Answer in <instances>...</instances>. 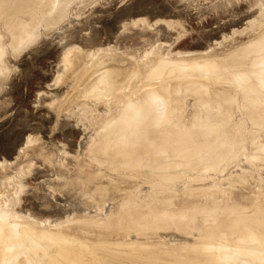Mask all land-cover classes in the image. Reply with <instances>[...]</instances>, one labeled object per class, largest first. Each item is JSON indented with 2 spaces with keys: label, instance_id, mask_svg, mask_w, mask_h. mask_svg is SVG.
Returning <instances> with one entry per match:
<instances>
[{
  "label": "rangeland",
  "instance_id": "1",
  "mask_svg": "<svg viewBox=\"0 0 264 264\" xmlns=\"http://www.w3.org/2000/svg\"><path fill=\"white\" fill-rule=\"evenodd\" d=\"M63 1L64 0H58V2L54 4H59L58 6H60L64 2L70 1L66 2V8L62 6L65 9V13H58V6H54V10L57 11L55 12V16L53 15L54 11L52 12L53 14L49 13L53 10V2L50 3L46 1L43 3L44 7H42L43 4L40 6L42 7V10L39 9L36 13H34V11L29 13L27 12L28 14L20 12L17 16H13L8 12V14H6V11L8 10L5 11V9H7V7L2 10L3 13L0 11V37L2 36L0 41L3 39V42H0L3 49L0 48V50H3V53H6V57L3 55L2 51L0 53L4 56L3 60L5 62L3 61V63L8 65L6 69L9 71L8 72L6 70V73L3 72L5 75L1 73V75H3V79L4 77H7V81L4 79V83L0 76V89H2V87L4 88L0 92V160H2L0 163L8 162L3 164V166H6L4 169L1 168L2 164L0 165V170L2 169V171H0V201H4L1 206L2 208L6 210L10 209V212L7 210L6 213L7 219L12 222H14V219H18V221L16 220L14 222V224L18 223L16 226L28 224L30 227L33 225L31 230L35 229L33 232L36 230L39 231V233L35 232V235L45 233L46 231L49 232L50 230L51 231L49 233H52L51 235H56L60 230V234H66L65 236L68 238L69 236L71 238L73 237L72 239H77L79 242H75V240L72 242L71 240L70 242H72V246H69L70 243L67 242L69 251L72 253L77 251V249L80 250V243L84 241L82 244H86L85 247H87L85 250L82 249L81 253L86 252V250L94 251L93 253L91 252V254H83H87V256H83L84 258L81 257L83 258L82 261L86 258L87 260H96L94 252L100 249V251H96V253L98 252L97 258L100 256L102 259L99 258V260L102 261H99L98 259L93 262L88 261V263L84 261L86 264H113V262H116L117 264H124L125 262L127 264H152V262H155L156 264H162L163 262L164 264H179L180 262L181 264H213L214 262V264H216V259L219 260L218 262H221L222 260V262L218 264H228L226 263L228 260L229 264H250L252 260L251 264H263L264 234H261V232V236L258 235V237H256L257 235H255L254 239L253 237L241 235V227L243 226L244 221L240 224V218L246 216L248 222L252 221L248 224L252 225L251 223H254L256 227L257 220V224H259L258 226L264 229V219L261 220V218L264 217H261V215L264 214V211L262 212V210H264V82L262 80L264 79V0ZM49 4H51V10L47 9L49 11L48 12L46 8L50 7ZM55 7H57V9ZM59 8V10H63L61 6ZM40 11H47L48 15H53L51 17L52 19L49 20L50 17H47L46 12V15L44 14L46 16L45 20L43 19V15L42 18L40 17V22L38 19V17L42 15ZM66 12L67 15L64 17ZM37 13L39 15H37ZM1 14L5 15L1 16ZM9 14L12 15L11 18L9 17ZM29 14L30 16L32 14L35 18L33 16L30 17ZM57 14H62L63 16L59 15V17L63 18L56 17L58 16ZM18 15L21 16H19V19L22 20L21 23L19 19L17 22L21 25L23 24V26L24 24L28 25L27 23H22L23 20L26 22L28 21L29 24L31 22L32 25L30 26L34 29L37 27V29L33 30L30 26L27 28L29 30L32 29V33L38 30V36L36 35L37 33L32 34L31 32L29 33H31L32 36H28L30 34L27 33V35L25 33L28 29L26 31L23 30L25 34L22 33L23 31L21 30L23 26H21V28L18 23L17 24L19 26L16 27L17 24L15 23L16 21L14 18L16 17L15 19H17ZM36 15L38 16L37 18ZM28 16L33 19L27 20ZM56 18L60 20H56ZM6 19L10 20H7L6 23ZM34 19L39 21V25L42 23L41 26L38 27L37 23H33L37 22V20L35 21ZM47 19L49 21H54L55 24H52V22L50 25H47L45 23L48 21ZM12 20L13 22L15 21V29L18 27V29L21 28L20 35L15 34L17 29L14 30L10 27L12 25L9 23H12ZM5 25H7L8 28L10 27L9 30ZM9 31L11 32L9 33ZM17 31L19 33V30ZM23 34L28 37H23ZM16 36H20V38L18 37L19 44L21 40L20 46L16 42L18 40ZM35 36L37 37L35 38ZM13 37L14 39L16 38L15 42ZM33 37L34 40L36 39L35 41H33ZM27 38L31 39V41L28 42ZM24 39L27 43L25 42L23 43L24 45H22ZM255 40L257 41L255 42ZM254 44H257L258 46ZM15 46H19L18 48L21 49H16ZM256 48L257 50L254 54ZM261 52L263 53L261 54ZM112 54V57L116 58L115 61L112 58L109 59ZM103 56L104 59L102 60L101 57ZM69 57L73 58L72 62L74 63L73 65H70L71 68L67 66V63H65L67 61L66 59H69ZM120 59L123 60L121 61ZM162 60H166V62H160ZM95 61L97 64H94ZM168 61L170 62L167 63ZM175 62L177 64L180 62V64L177 65ZM208 62H211L209 63L210 65ZM255 63H258V66H256ZM90 64L91 67H93L94 64V69L90 67ZM168 64L171 68H168ZM160 66L163 70H161ZM213 66L215 68L217 66V69H214ZM115 67H117L116 69H121V71L126 69L129 73L126 72V75L124 73L123 76L125 75L128 77L119 75L120 79L116 78L119 82L112 79L111 81H116L114 83L117 85H111L112 82H110L109 86L111 85V89L109 86L104 87L106 88L105 90L103 88L100 89L92 84V81L98 76V74L100 75L107 70V68H113L112 71H114ZM127 67L131 70L129 71ZM256 67L260 68L258 69ZM67 70L71 72V74ZM252 70H255L256 73L253 71V74ZM112 71L109 70V74ZM67 73L70 74V76L68 75L69 77H65V74ZM61 76H64V78ZM79 77L81 78L79 79ZM254 79L256 80L254 81ZM259 80L262 81L260 82ZM122 83H125L126 85L128 83L130 86L127 85L125 87ZM134 83L136 86H134ZM196 83L198 84L196 85ZM93 86H95V88ZM115 87L118 89V93ZM151 88L155 90H152ZM257 88L259 89L257 90ZM196 91L197 93H195ZM258 91L261 92L260 95ZM96 92H98V96ZM112 92L116 93L113 95ZM256 93L258 94L256 95ZM95 95L97 97H95ZM156 97L163 100V109H165V114L163 113L162 116L159 112L161 105L154 100ZM166 100L167 102H165ZM253 103L256 105H251ZM147 106L149 111L148 108H145ZM130 113L131 115H129ZM254 114L257 115L253 116ZM132 115L133 117H131ZM115 121L116 123H113ZM129 122H134L135 125L133 123V126H131L130 123V130L125 132V134H121V136L119 135L120 137H117V134H119L118 132L121 131H119V128L121 127V129H123L125 127L124 124L126 123L125 125H128ZM120 124H123L122 126L124 127L122 128V126H119ZM141 124L145 131H140ZM182 125L185 126L183 127ZM160 126L162 129L159 128ZM162 126L165 127L163 128ZM185 127L186 129H184ZM177 128L179 133L175 130ZM136 129L138 130L137 133ZM191 129H195L193 132L196 135L190 132ZM168 130L175 131V136L172 134L173 132L171 133ZM212 133L214 135L213 137ZM164 134L166 135L165 137ZM176 134H178V136ZM171 135L173 138L175 137V139H173ZM123 136L124 138H122ZM169 136L171 139H169ZM176 136L178 139H176ZM131 137L134 138L130 139ZM191 137H193V140L194 138L196 140L190 141ZM109 139L112 141L110 140L109 142ZM158 139L160 141H158ZM163 139H166V142L163 141ZM172 139L173 142L175 141L174 144ZM242 140L244 143H242ZM189 141L192 143H189ZM127 142L129 143L128 145ZM112 143L114 147H112ZM105 144L109 145L106 146ZM188 144L189 146L191 144L193 145L188 147ZM197 144L200 145L197 146ZM205 144L208 146H205ZM182 145L184 148L180 150V148L183 147ZM144 147L149 150L147 151L150 155L145 152L146 149ZM200 147L201 150H199ZM210 147L213 149H210ZM96 148L97 150H94ZM115 149L121 150L118 151ZM137 149L142 151H138ZM204 151L206 152L204 153ZM130 152H133L132 155ZM136 152L138 154L140 153V155L136 154ZM191 152L192 155H190ZM91 153L95 155L93 156ZM162 153L164 155H161ZM166 153H168V156H166ZM214 154L217 155L215 156ZM151 155H153V158ZM96 157L98 158V161ZM120 159H122V161H119ZM129 167L130 169H128ZM22 168L26 171H22L23 173L18 172L22 170ZM15 176L17 178H14ZM11 177L13 178L11 179ZM121 180H123V183ZM130 183L133 184L130 185ZM163 184H165V186ZM102 189H104L103 193ZM193 190L195 192H193ZM188 191L190 194H187ZM157 192H159V194ZM191 195L194 198H192ZM122 197L124 198L122 199ZM165 200H170L175 203L173 204L175 208H173V206L171 208L169 207L170 211H172V214L176 219L180 216L179 219L185 222L187 229L184 230L180 228L181 226L179 223H172L169 220V222L167 220L165 221L166 224L164 222L161 226H157L155 230L144 229V231H147L148 233L143 232V234L140 233L141 230L139 228V230L134 227L132 228L134 225L129 226L128 229H122V232L120 231L121 229L116 227L110 228L103 226V223H106L111 218L116 217L115 215H117V217H122L124 216L123 214L127 215L130 220H133L132 218H134V221L136 222V216H134L133 212L137 213L138 210L139 212L146 211V213H154V210H157L155 212V214H157L160 209L161 215L162 212L165 211H161V209H165V207L168 206L166 204L165 207H162L166 203H163ZM235 201L236 203L238 202V206L235 204ZM186 202L189 203L186 205ZM225 203H231V209L235 206V208L237 207L240 212H238V209L237 211H234V208L233 212L237 213L233 214L232 210H230V213L232 212V214H229V209H224L225 211L223 210V205ZM153 204H155L156 207L153 206ZM159 204L161 208H159ZM196 204H198L197 207ZM239 204H241V206H239ZM145 206H147V208H145ZM210 206H216V210L219 206L221 212L224 211L223 216L225 217L227 215L228 218H222L223 213H220L219 209L217 212L214 210L213 214H211L213 207ZM205 208H207L208 213ZM210 208H212V211ZM166 209L167 211L163 213L168 212L170 214L171 212L168 207ZM200 209L201 212L197 214V210ZM255 209L257 211H255ZM180 210L182 211L181 213ZM259 210H261L263 214ZM131 213L133 217H130L132 216ZM184 213L193 214H187V216L189 215L187 217L185 216L186 214L183 216ZM200 213L207 214L203 216L206 219L209 217L212 222L214 218L216 220L218 217L220 223H223V225L219 227L220 231L218 229V232H216L219 234H216L214 238H211L213 240H211V242H209L210 239L205 238V229L208 226L218 225L219 221L214 220L215 222L213 224L216 225H213L208 219V222L211 224L208 225L209 223H207L206 219V222L203 221L204 217L200 216L202 215ZM225 213L227 214L225 215ZM15 214L19 217L17 218L14 216ZM172 214L167 215L170 217ZM208 214L212 216L210 217ZM214 214L219 215H216V217ZM11 215L15 218H12ZM192 215H194L195 220ZM237 215L239 216L240 221L237 220ZM181 216H183L184 219ZM196 216L199 217L196 218ZM220 216L222 220L220 219ZM229 216L230 218L233 217V220L236 216L235 219L237 223L239 222V227H237L236 222H234L236 224L229 223L232 220H228ZM254 216L255 219L253 218ZM90 218H93V222ZM189 218L190 220H193V222H191ZM94 221L99 224L94 226L96 224ZM247 221L245 223H247ZM203 222H205V224L207 223V225L203 224ZM224 223L226 224L225 226L231 224L229 226L230 228H221L224 226ZM99 225H101V229H99ZM22 228H19L17 232H19V230L21 232ZM124 228H127V226ZM225 228L227 232L226 230L224 231ZM231 228H233V230ZM26 229H24L25 231L23 232H28L27 234L31 237L29 239L28 236H26V239H24L25 243L27 240V243L29 244L33 242L37 244L35 246L43 247V242L40 238H43L44 234H42L38 240L39 235L37 237V235L35 236L33 233L29 234L30 229H28V226ZM235 229H237V231H235ZM137 230L138 233H140L138 236ZM5 234L6 232L2 233V236ZM32 235L35 236V239L37 237V240L41 244L32 238ZM55 238L58 239V237H52L51 240H55L54 242L52 241V243L57 244L56 242L58 240ZM5 241L7 242V240ZM132 241L135 242L131 244ZM240 241L243 244H241ZM6 242H3V244L7 245L5 246L2 244V248L8 251L10 246L9 242ZM114 242L115 244L113 245L112 243ZM124 243H127V245ZM203 243L204 246L200 245ZM14 244L17 247L18 244ZM55 244L51 245V247L55 246L52 248H56ZM59 244H61L60 241L57 245ZM129 244H131L130 247L132 251L139 250L142 252L143 250L145 251L152 247V249L154 248V252L148 251L151 253L148 257L143 256L144 252H142V257L137 258V261H129L130 263L128 261L124 262V260L118 259L115 254L109 252L111 247L130 248L128 247ZM31 245H33V249L28 248L26 245V248H28L29 251V256H27L28 252L26 248L22 250V252L26 250L24 251L26 256L25 254H21V251H19L17 256L29 258L31 256L30 253H34L37 250V248L35 250L34 244H30L29 246L31 247ZM180 246L184 249L180 248ZM158 248L162 251V253H166L161 255V252L158 253V251H160ZM203 248L206 249L204 257H208V261L206 260V263H202L204 260L202 258L204 257H201V259L197 258L198 260L196 261V257L193 258L195 255L192 257L189 254V250L195 252L196 249V251H200V249ZM238 248L241 250H238ZM187 249L189 250L187 251ZM233 249H235L237 254L240 251L243 253L246 251L245 254H247V256L242 254V252L237 255ZM228 250L230 252L233 250L232 252L236 255L232 252L230 253ZM89 251L87 252L90 253ZM220 251L223 256L225 253L227 259L221 256L222 254ZM168 252H171V254L169 255ZM212 252L217 253L214 254ZM181 253L185 255L187 253L188 254L185 256L183 254L181 255ZM191 254L194 253L191 252ZM227 254H230V256ZM180 255L183 257L182 260L179 259ZM173 256L177 259H174ZM186 257H188V259ZM231 257L233 259L235 257L237 262L233 261ZM146 258H148L149 261ZM80 259L79 261L81 263L82 261ZM211 259H214V261ZM224 259L225 261H223ZM54 260L55 258H52V262ZM150 260L153 261L151 262ZM17 261L19 262L16 257L13 263L15 264ZM84 262L82 263L84 264Z\"/></svg>",
  "mask_w": 264,
  "mask_h": 264
},
{
  "label": "bare ground",
  "instance_id": "2",
  "mask_svg": "<svg viewBox=\"0 0 264 264\" xmlns=\"http://www.w3.org/2000/svg\"><path fill=\"white\" fill-rule=\"evenodd\" d=\"M45 1H46V2H50V3L53 2V7H52L53 10H51V4H49L50 7L46 8V10H47V9H48V10H51L50 12L47 10L49 13H52V12L54 11V12H53L54 14H53V13H52V14L55 16V15H56L55 12H57V11L54 10V6H58L59 4H58V5H55L54 3L58 2V0H57V1H56V0H54V1H53V0H34V1H33V0H11V1H10V0H0V11H2L3 9H5V7H7V9H5V11L8 10V11H6V14L11 13L13 16H17V14L20 13V12L24 14V13H27V12L29 13V12L34 11V13H36L37 10H39V9L42 10V7H44V4H43V3H44ZM55 1H56V2H55ZM61 1H62V0H61ZM64 1H66V0H64ZM64 1H63V2H64ZM66 2H70V1H66ZM66 2H64V3H62V4L60 5L61 8H63V7L66 8V7H67V6H65V5L67 4ZM59 3H60V2H59ZM42 4H43V5H42ZM41 5H42V7H40ZM60 6H58V13H62V14L65 13V9H64V8H63V10L61 9L62 11L59 10V9H60V8H59ZM62 6H63V7H62ZM55 8L57 9V7H55ZM43 9H44V8H43ZM44 10H45V9H44ZM47 11H46V12H47ZM60 11H61V12H60ZM7 12H8V13H7ZM40 12H41V11H40ZM40 12H38V13H40ZM46 12H45V11H44V12H41L42 15L39 16V17L37 16V15H39V14L37 13L36 18L38 17V19H39V21H40V19L42 18V16H43ZM48 12L46 13V14H47V17L49 16V17H50L49 20H51V19H52L51 17H52L53 15H52V16H50L51 14L48 15ZM1 13H3V11H2ZM4 13H5V12H4ZM28 13H27V14H28ZM34 13H32V14L35 15ZM41 13H40V14H41ZM11 14H9V17H10V18H11V16H12ZM32 14H31V16H30V14H29V16L32 17V16H33ZM46 14H45V15H46ZM62 14H59V15H60V16H63ZM2 15H3V14H1V16H2ZM4 15H5V14H4ZM4 15H3V16H4ZM25 15H26V14H25ZM45 15H44V18H43L44 20H45V17H46ZM57 15H58V14H57ZM59 15L56 16V17H59ZM65 15H67V12H66V14H64V17H65ZM7 16H8V15H7ZM7 16H5V17H7ZM19 16H20V15H18V18H17V19H15L16 17L14 18V20L16 21V22H15V21H14V22H15L16 24H17V23H18V24L21 23V20H22V19L20 20L19 18H20L21 16H20V17H19ZM29 16H28V19H27V20L33 19V18H30ZM25 17H26V16H25ZM25 17H23V18L26 19L27 17H26V18H25ZM33 17L35 18V16H33ZM40 17H41V18H40ZM54 18H55V17H54ZM59 18H63V17H59ZM18 19H19L20 23L17 22ZM43 19H42V20H43ZM7 20H8V19H6L5 22H6ZM9 20H10V19H9ZM9 20H8V21H9ZM34 20H35V19H34ZM34 20H33V21H34ZM36 20H37V19H36ZM36 20H35V21H36ZM47 20H48V19H47ZM49 20H48L47 22H45V21H44V22H45L47 25H50L52 22H53L52 24H55L54 21H49ZM53 20H54V19H53ZM56 20H60V19H57V18H56ZM39 21L37 20V22H33V23H35V24L37 23V24H38ZM138 21H139V20H138ZM14 22H13V20H12V23H14ZM23 22H24V23H27L28 25L24 24V26H23V24H22V25L20 24V27L23 26V28L21 27L22 30H21V28L18 29L19 27L16 28L17 30H19V33H18V31L14 28V27H15V26H14L15 23H14V24H12L11 22H10V23L8 22V23H9L10 25L13 26V27L10 26L12 29L16 30V33H15V34H19V35H20V32H21V31H23V30L26 31V30L28 29L27 27L30 26V25H32L30 21H29L30 24L28 23V21L26 22L25 20H23L22 23H23ZM40 22H41V21H40ZM42 22H43V21H42ZM56 22H57V21H56ZM6 23H7V22H6ZM4 24H5V23H4ZM18 24L16 25V27L19 26ZM41 24H42V23H41ZM41 24H40V25L38 24V27L41 26ZM7 25H8V24H7ZM7 25H5V26L7 27ZM43 25H44V24H43ZM0 26H1V25H0ZM35 26H36V25H35ZM10 27H9V28H10ZM31 27H32V26H30V28H31ZM9 28L7 27L8 30H9ZM12 29H10V30H12ZM32 29L35 30V29H37V27H35V29L32 27ZM32 29H30V30L28 29L29 31L27 30L28 32L26 31L25 33L27 34V33L31 32ZM14 30H12V31L15 32ZM20 30H21V31H20ZM33 30H32V31H33ZM7 32H8V31H7ZM10 32H11V31H9V33H10ZM37 32H38V30L34 31L33 33L31 32V33H32V34H35V33H37ZM22 33H24V31H23ZM25 33H24V34H25ZM31 33H29L30 35H28V34H27V35L31 37V36H32ZM13 34H14V33H13ZM15 34H14V35H15ZM24 34H23V37L27 36V35H24ZM36 35L38 36V33H37ZM28 36H27V37H28ZM33 36H34V35H33ZM37 36H35V38H36ZM261 36H262V35H261ZM1 37H2V36H1ZM1 37H0V38H1ZM16 37H17V36H16ZM18 37L20 38V36H18ZM18 37H17V38H18ZM3 38H4V36H3ZM19 38H18V40L16 41L18 44H19V42H18V41H19ZM13 39H14V37H13ZM21 39H22V37H21ZM2 40H3V39H1V41H2ZM15 40H16V38L14 39V42H15ZM35 40H36V39H35ZM35 40H34V37H33V41H35ZM1 41H0V42H1ZM9 41H10V40H9ZM23 41H24V42H22V45H24L23 43H25V42L27 43V41H28V42L31 41V39H28V38H27V41H26L25 39H24ZM256 41H257V40H255V42H256ZM2 42H3V41H2ZM255 42H254V43H255ZM9 43H10V42H9ZM17 43H16V44H17ZM18 44H17V45H18ZM20 44H21V40H20ZM20 44H19V46H20ZM250 44H252V43H250ZM1 45H2V44H0V46H1ZM29 45H30V44H29ZM248 45H249V44H248ZM252 45H253V44H252ZM254 45H257V44H254ZM19 46H17V47L15 46L16 49H17ZM250 46H251V45H250ZM257 46H258V45H257ZM259 46H260V45H259ZM25 47H26V46H25ZM262 47H263V46H262ZM0 48L3 49L2 46H1ZM247 48H248V47H247ZM18 49H21V48H18ZM245 49H246V48H245ZM6 50H7V49H6ZM6 50H5V51H6ZM107 50H108V49H107ZM256 50H257V48L255 49V51L253 50V51H254V54H255ZM1 51H2V53L4 52L3 50H0V52H1ZM18 51H19V50H18ZM67 51H68V50H67ZM101 51H102V50H101ZM108 51H109V50H108ZM6 52H7V51H6ZM79 52H80V51H79ZM69 53H70V52H69ZM80 53H82V52H80ZM98 53H99V52H98ZM101 53H102V52H101ZM206 53H207V52H206ZM245 53H246V52H245ZM250 53H251V52H250ZM262 53H263V52H261V54H262ZM5 54H6V53H3V55L6 57ZM88 54H89V53H88ZM92 54H93V52H92ZM92 54H91V55H92ZM186 54H187V53H186ZM189 54H190V53H189ZM191 54H192V53H191ZM247 54H248V53H247ZM3 55L0 53V60H1V61H0V76H1V80L3 79V78H2L3 75H1V73H3V72L6 73V72L8 71V70L6 69L8 65H6V64L3 63V61H4V60H3V59H4V58H3V57H4ZM85 55H86V54H85ZM100 55H101V54H100ZM102 55H103V53H102ZM105 55H106V54H105ZM107 55H108V54H107ZM180 55H181V54H180ZM245 55H246V54H245ZM250 55H252V54H250ZM65 56H66V55H65ZM67 56H68V55H67ZM92 56H93V55H92ZM112 56H113V54L111 55V57H109V59L112 58V59L115 61L116 58H115V57H112ZM256 56H258V55H256ZM86 57H87V56H86ZM94 57H95V56H94ZM98 57H99V56H98ZM105 57H108V56H105ZM63 58H64V57H63ZM76 58H78V57H76ZM92 58H93V57H92ZM99 58H100V57H99ZM182 58H183V57H182ZM193 58H194V57H193ZM101 59L103 60V59H104V56L101 57ZM109 59H108V60H109ZM177 59H178V58H177ZM195 59H196V58H195ZM64 60H65V59H64ZM66 60H67V61H66L65 63H67V66H68V67H70V65H73V64H74V63L72 62L73 58L69 57V59L67 58ZM113 60H112V61H113ZM120 60L122 61L123 59H120ZM160 60H161V59H160ZM92 61H93V60H92ZM99 61H100V60H99ZM134 61H135V60H134ZM163 61H164V60H162V61H160V62H163ZM4 62H5V61H4ZM124 62H125V61H124ZM124 62H123V63H124ZM160 62H159V63H160ZM164 62H166V60H165ZM169 62H170V61H168L167 63H169ZM171 62H173V61H171ZM206 62H207V61H206ZM211 62H212V61H211ZM211 62H208V64L211 63ZM253 62H254V61H253ZM257 62H258V61H257ZM88 63H89V62H88ZM98 63H99V62H98ZM175 63H176V62H175ZM212 63H213V62H212ZM251 63H252V62H251ZM7 64H8V63H7ZM91 64H92V63H91ZM91 64H90V67H91ZM94 64H97V62L95 61ZM94 64H93V67H95ZM170 64H173V63H170ZM176 64H177V63H176ZM179 64H180V62H179L177 65H179ZM182 64H183V63H182ZM188 64H189V62H188ZM190 64H193V63H190ZM201 64H202V63H201ZM206 64H207V63H206ZM216 64H217V63H216ZM255 64H256V63H255ZM255 64H254V65H255ZM259 64H260V63H259ZM5 65H6V67H5ZM88 65H89V64H88ZM209 65H210V64H209ZM254 65H253V66H254ZM86 66H87V65H86ZM132 66H133V65H132ZM168 66H169V64H168ZM223 66H225V65H223ZM250 66H251V65H250ZM256 66H258V63L256 64ZM93 67H91V68H93ZM111 67H112V66H111ZM156 67H157V66H156ZM160 67H161V66H160ZM160 67H158V68H160ZM162 67H163V65H162ZM162 67H161V70H163ZM164 67H165V66H164ZM192 67H193V66H192ZM201 67H202V66H201ZM201 67H200V68H201ZM254 67H255V66H254ZM254 67H253V69H254ZM9 68H10V67H9ZM9 68H8V69H9ZM70 68H71V67H70ZM74 68H75V67H74ZM88 68H89V67H88ZM116 68H117V67L114 68V71H112L113 68H111V69H108V68H107L108 72H107V70H105V71H104L103 73H101L100 75L98 74V76H97L94 80H93L92 78H90V79H92V80L94 81V83H93V81H92V84L95 85L96 87L100 88V89L103 88V89L105 90L106 88H104V87L109 86V83L112 82V81H111L112 79L117 80V82H119L118 79H116V78H119V75H120V76H123L124 73H125V75H126V72H127V71H126V69H123V70L121 71V69H116ZM127 68H128V67H127ZM130 68H131V66H130ZM132 68H134V67H132ZM168 68H171V67L169 66ZM207 68H208V67H207ZM213 68H214V69H217V66H216V68L213 66ZM256 68L259 69L260 67H256ZM67 69H69V68H67ZM77 69H78V68H77ZM81 69H82V67H81ZM84 69H86V68H84ZM93 69H94V68H93ZM115 69H116V70H115ZM128 69H129V68H128ZM154 69H155V68H154ZM165 69H166V68H165ZM165 69H164V70H165ZM189 69H190V68H189ZM208 69H209V68H208ZM218 69H219V68H218ZM223 69H224V68H223ZM251 69H252V68H251ZM4 70H5V71H4ZM6 70H7V71H6ZM11 70H12V69H11ZM11 70H10V71H11ZM71 70H72V69H71ZM71 70H70V71H71ZM79 70H80V68H79ZM88 70H89V69H88ZM109 70L112 71V72H110V74H109ZM124 70H125V71H124ZM130 70H131V69H129V71H130ZM161 70H160V71H161ZM184 70H185V69H184ZM204 70H205V69H204ZM212 70H213V69H212ZM256 70H257V69H256ZM260 70H261V69H260ZM65 71H66V70H65ZM67 71H68V70H67ZM72 71H73V70H72ZM77 71H78V70H77ZM123 71H124V72H123ZM160 71H159V73H160ZM179 71H180V70H179ZM215 71H216V70H215ZM253 71H255V70H252V73H253ZM8 72H9V71H8ZM68 72H69V71H68ZM75 72H76V71H75ZM75 72H74V73H75ZM97 72H98V71H97ZM100 72H101V71H100ZM163 72H164V71H163ZM216 72H217V71H216ZM223 72H224V71H223ZM232 72H233V71H232ZM258 72H259V70H258ZM263 72H264V71H263ZM69 73L71 74V72H69ZM80 73H81V72H80ZM85 73H86V70H85ZM127 73H129V72H127ZM165 73H166V72H165ZM239 73H240V72H239ZM255 73H256V71H255ZM3 74H4V73H3ZM62 74H63V73H62ZM70 74H68V73L65 74V77L68 76V75L70 76ZM83 74H84V73H83ZM87 74H88V72H87ZM163 74H164V73H163ZM194 74H195V73H194ZM211 74H212V73H211ZM211 74H210V75H211ZM218 74H219V73H218ZM221 74H222V72H221ZM236 74H237V73H236ZM248 74H249V73H248ZM250 74H251V73H250ZM253 74H254V73H253ZM4 75H5V74H4ZM6 75H8V74H6ZM75 75H76V74H75ZM75 75H74V76H75ZM80 75H81V74H80ZM95 75H96V74H95ZM125 75H124L123 77H128V76H125ZM127 75H128V74H127ZM129 75H131V74H129ZM179 75H181V74H179ZM183 75H184V74H183ZM197 75H198V74H197ZM197 75H196V76H197ZM210 75H209V76H210ZM69 76H68V77H69ZM77 76H78V75H77ZM82 76H83V75H82ZM165 76H166V75H165ZM176 76H177V75H176ZM218 76H219V75H218ZM228 76H229V75H228ZM246 76H247V75H246ZM255 76H258V75H255ZM263 76H264V75H263ZM61 77L64 78V76H61ZM83 77H84V76H83ZM86 77H87V76H86ZM94 77H95V76H94ZM194 77H195V76H194ZM207 77H208V76H207ZM223 77H224V76H223ZM239 77H240V75H239ZM260 77H262V76H260ZM63 78H62V80H63ZM70 78H71V77H70ZM72 78H73V77H72ZM76 78H78V77H76ZM76 78H75V79H76ZM80 78H81V77H79V79H80ZM131 78H132V77H131ZM131 78H130V79H131ZM179 78H180V77H179ZM182 78H183V76H182ZM195 78H196V77H195ZM205 78H206V77H205ZM243 78H245V77H243ZM254 78H256V77H254ZM258 78H259V77H258ZM258 78H257V79H258ZM262 78H263V77H262ZM4 79L6 80L7 77H6V78L4 77ZM4 79H3V83L5 82ZM75 79H74V80H75ZM119 79H120V78H119ZM121 79H122V78H121ZM192 79H193V78H192ZM207 79H208V78H207ZM59 80H60V79H59ZM59 80H58V81H59ZM114 80H113V82H112L113 84L111 83V85H114V84H115L114 82H116V81H114ZM125 80H126V79H125ZM193 80H194V79H193ZM226 80H227V79H226ZM233 80H234V79H233ZM235 80H236V79H235ZM255 80H256V79H254V81H255ZM262 80H263V82H264V79H262ZM262 80H261V81H262ZM6 81H7V80H6ZM135 81H136V80H135ZM246 81H247V79H246ZM254 81H253V82H254ZM259 81H260V80H259ZM261 81H260V82H261ZM81 82H82V81H81ZM81 82H80V83H81ZM85 82H86V81H85ZM123 82H124V81H123ZM128 82H129V80H128ZM132 82H133V80H132ZM163 82H164V81H163ZM201 82H202V81H201ZM223 82H224V81H223ZM225 82H227V81H225ZM253 82H252V83H253ZM256 82H258V81H256ZM263 82H262V83H263ZM3 83H1V84H3ZM76 83H77V82H76ZM144 83H145V82H144ZM227 83H228V82H227ZM230 83H231V81H230ZM240 83H241V82H240ZM132 84H133V83H132ZM134 84H135V83H134ZM137 84H138V83H137ZM197 84H198V83H196V85H197ZM228 84H229V83H228ZM243 84H244V83H243ZM81 85H82V84H81ZM111 85H110V86H111ZM115 85H117V84H115ZM122 85H124L125 87H126L127 85L130 86V84H128V83H127V85H126L125 83H124V84L122 83ZM142 85H143V84H142ZM196 85H195V86H196ZM89 86H90V85H89ZM95 86H93V87L95 88ZM110 86H109V87H110ZM118 86H120V85H118ZM118 86H116V87H118ZM134 86H136V84H135ZM137 86H138V85H137ZM163 86H164V85H163ZM182 86H183V85H182ZM185 86H186V84H185ZM201 86H203V85H201ZM254 86H255V85H254ZM84 87H85V86H84ZM112 87H114V86H112ZM116 87H115V88H116ZM125 87H124V88H125ZM164 87H165V86H164ZM191 87H192V86H191ZM203 87H204V86H203ZM258 87H259V86H258ZM74 88H75V87H74ZM118 88H119V87H118ZM124 88H123V89H124ZM130 88H131V87H130ZM132 88H133V87H132ZM162 88H163V87H162ZM165 88H166V87H165ZM188 88H189V87H188ZM201 88H202V87H201ZM260 88H262V87H260ZM3 89H4V88L2 87V89H0V92H1ZM110 89H111V87H110ZM119 89H120V88H119ZM146 89H147V88H146ZM149 89H150V88H149ZM151 89H152V88H151ZM193 89H195V88H193ZM196 89H197V88H196ZM258 89H259V88H257V90H258ZM263 89H264V88H263ZM93 90H94V89H93ZM116 90H117V93H118V89H117V88H116ZM152 90H155V89H152ZM185 90H186V89H185ZM190 90H191V89H190ZM254 90H255V88H254ZM87 91H88V90H87ZM96 91H97V90H96ZM106 91H107V90H106ZM110 91H111V90H110ZM120 91H121V90H120ZM120 91H119V92H120ZM123 91H124V90H123ZM127 91H128V90H127ZM159 91H160V90H159ZM165 91H166V90H165ZM192 91H193V90H192ZM198 91H200V90H198ZM94 92H95V91H94ZM100 92H101V91H100ZM108 92H109V91H108ZM150 92H152V91H150ZM154 92H155V91H154ZM201 92H202V90H201ZM258 92H259V91H258ZM261 92H262V90H261ZM261 92H259V95L261 94ZM96 93H97V96H98V92H96ZM106 93H107V92H106ZM112 93H113V92H112ZM114 93H116V92H114ZM114 93H113V95H114ZM124 93H125V91H124ZM165 93H166V92H165ZM180 93H181V92H180ZM184 93H185V92H184ZM192 93H193V92H192ZM195 93H197V91H196ZM204 93H205V92H204ZM100 94H101V93H100ZM102 94H103V90H102ZM119 94H121V93H119ZM209 94H210V93H209ZM257 94H258V93H256V95H257ZM263 94H264V93H263ZM88 95H89V93H88ZM115 95H116V94H115ZM148 95H149V94H148ZM178 95H179V94H178ZM197 95H199V94H197ZM201 95H202V94H201ZM201 95H200V96H201ZM216 95H217V94H216ZM249 95H250V94H249ZM254 95H255V94H254ZM259 95H258V96H259ZM97 96L95 95V97H97ZM127 96H128V95H127ZM207 96H208V95H207ZM258 96H257V97H258ZM95 97H94V99H95ZM123 97H124V96H123ZM148 97H149V96H148ZM198 97H199V96H198ZM259 97H260V96H259ZM261 97H262V95H261ZM112 98H113V97H112ZM115 98H116V96H115ZM126 98H127V97H126ZM165 98H166V96H165ZM193 98H194V97H193ZM217 98H218V97H217ZM262 98H263V97H262ZM98 99H99V98H98ZM120 99H121V95H120ZM236 99H237V98H236ZM259 99H260V98H259ZM149 100H150V99H149ZM204 100H205V99H204ZM263 100H264V98H263ZM263 100H262V101H263ZM109 101H110V100H109ZM140 101H141V100H140ZM162 101H163V100H162ZM216 101H217V100H216ZM233 101H234V100H233ZM235 101H236V100H235ZM254 101H255V100H254ZM257 101H258V100H257ZM257 101H256V102H257ZM262 101H261V102H262ZM98 102H99V101H98ZM143 102H144V101H143ZM148 102H149V101H148ZM165 102H167V100H166ZM225 102H226V101H225ZM261 102H260V103H261ZM146 103H147V102H146ZM205 103H206V102H205ZM209 103H210V102H209ZM216 103H217V102H216ZM262 103H263V102H262ZM173 104H174V103H173ZM81 105H82V104H81ZM148 105H149V103H148ZM200 105H201V103H200ZM207 105H208V104H207ZM217 105H218V104H217ZM220 105H221V104H220ZM251 105H254V103L251 104ZM255 105H256V104H255ZM255 105H254V106H255ZM140 106H141V105H140ZM144 106H146V105H144ZM229 106H230V105H229ZM243 106H245V105H243ZM257 106H258V105H257ZM205 107H206V106H205ZM142 108H143V107H142ZM145 108H148V106L145 107ZM145 108H144V109H145ZM202 108H203V107H202ZM230 108H231V107H230ZM256 108H257V107H256ZM256 108H255V109H256ZM121 110H122V109H121ZM130 110H131V109H130ZM155 110H156V109H155ZM164 110H165V109H164ZM187 110H188V109H187ZM253 110H254V109H253ZM259 110H260V109H259ZM263 110H264V109H263ZM131 111H133V110H131ZM148 111H149V108H148ZM156 111H157V110H156ZM166 111H167V110H166ZM175 111H176V110H175ZM251 111H252V110H251ZM119 112H120V111H119ZM153 112H154V111H153ZM204 112H205V111H204ZM207 112H208V111H207ZM156 114H157V113H156ZM164 114H165V113H164ZM129 115H131V113H130ZM147 115H148V113H147ZM178 115H179V114H178ZM200 115H201V114H200ZM256 115H257V114H256ZM256 115L254 114L253 116H256ZM114 116H115V115H114ZM148 116H149V115H148ZM155 116H157V115H155ZM173 116H174V114H173ZM209 116H210V115H209ZM209 116H207V117H209ZM109 117H110V116H109ZM131 117H133V115H132ZM136 117H137V116H136ZM261 117H262V116H261ZM144 118H145V117H144ZM156 118H157V117H156ZM159 118H160V117H159ZM171 118H172V117H171ZM196 118H197V117H196ZM199 118H200V117H199ZM259 118H260V117H259ZM125 119H126V118H125ZM164 119H165V118H164ZM173 119H174V118H173ZM123 120H124V119H123ZM147 120H148V119H147ZM150 121H151V120H150ZM173 121H174V120H173ZM173 121H172V122H173ZM151 122H152V121H151ZM258 122H259V121H258ZM113 123H116V121L113 122ZM130 123H131V126H133L132 124H133L134 122H129V124L127 123L128 125H125V124H126V123H125V124H124L125 127L122 126L123 124H122V125H121V124L119 125V126H122V128H123V127H124V128H123V129H121V127L119 128V131H120V130H121V131L118 132L119 134H117V137H118L119 135L121 136V134H123V133L125 134V132H127V131L130 130V129H129ZM229 123H230V122H229ZM262 123H263V122H262ZM117 124H118V123H117ZM260 124H261V123H260ZM134 125H135V123H134ZM145 125H146V124H145ZM150 125H151V124H150ZM180 125H181V124H180ZM230 125H231V124H230ZM182 126H183V125H182ZM184 126H185V125H184ZM184 126H183V127H184ZM243 126H244V125H243ZM114 127H115V126H114ZM142 127H143V126H142V124H141V126H140L141 129H140V128H138V129H140V131H141V130H144V131H145V129H143ZM162 127L164 128L165 126H162ZM194 127H195V126H194ZM203 127H204V126H203ZM205 127H206V126H205ZM208 127H209V126H208ZM149 128H150V127H149ZM149 128H148V129H149ZM159 128H161V126H160ZM235 128H236V127H235ZM107 129H108V128H107ZM127 129H128V130H127ZM161 129H162V128H161ZM173 129H174V128H173ZM180 129H181V128H180ZM184 129H186V127H185ZM210 129H211V128H210ZM113 130H114V129H113ZM151 130H153V129H151ZM163 130H165V129H163ZM175 130L178 131V128L175 129ZM193 130H195V129H193ZM193 130L191 129V131H190V132H192V134L194 133ZM196 130H197V129H196ZM204 130H205V129H204ZM259 130H260V129H259ZM108 131H109V130H108ZM137 131H138V130L136 129V133H137ZM140 131H139V132H140ZM168 131H170L171 133L173 132V133H172L173 135H174V133H175V131H171V130H168ZM177 131H176V132H177ZM180 131H181V130H180ZM197 131H198V130H197ZM197 131H196V133H197ZM199 131H200V130H199ZM103 132H104V131H103ZM148 132H149V131H148ZM150 132H151V131H150ZM166 132H167V131H166ZM205 132H206V131H205ZM243 132H244V131H243ZM128 133H129V132H128ZM162 133H163V132H162ZM162 133H161V134H162ZM171 133H170V134H171ZM178 133H179V131H178ZM214 133H215V132H214ZM129 134H130V133H129ZM129 134H128V135H129ZM152 134H153V133H152ZM161 134H160V135H161ZM166 134H167V133H166ZM194 134H195V133H194ZM106 135H107V134H106ZM137 135H138V134H137ZM139 135H140V133H139ZM139 135H138V136H139ZM146 135H147V134H146ZM153 135H154V134H153ZM156 135H157V133H156ZM158 135H159V134H158ZM168 135H169V134H168ZM176 135L178 136V134H176ZM195 135H196V134H195ZM202 135H203V134H202ZM221 135H222V134H221ZM236 135H238V134H236ZM240 135H241V134H240ZM31 136H32V135H31ZM102 136H103V135H102ZM110 136H111V135H110ZM120 136H119V137H120ZM126 136H127V135H126ZM135 136H136V135H135ZM154 136H155V135H154ZM161 136H162V135H161ZM161 136H160V137H161ZM165 136H166V135L164 134V137H165ZM171 136H172V135H171ZM174 136H175V135H174ZM177 136H176V137H177ZM213 136H214V135H213V133H212V137H213ZM127 137H128V136H127ZM147 137H148V136H147ZM149 137H150V136H149ZM152 137H153V136H152ZM156 137H157V136H156ZM199 137H200V135H199ZM229 137H230V136H229ZM106 138H107V136H106ZM111 138H112V136H111ZM122 138H124V136H123ZM132 138H134V137H131L130 139H132ZM145 138H146V137H145ZM150 138H151V137H150ZM172 138H173V136H172ZM192 138H193V137H191V140H190V141L193 140ZM197 138H198V137H197ZM217 138H218V137H217ZM243 138H244V137H243ZM38 139H39V138H38ZM148 139H149V138H148ZM148 139H147V140H148ZM155 139H156V138H155ZM169 139H171L170 136H169ZM173 139H175V137H174ZM173 139H172V142H173ZM176 139H178V137H177ZM208 139H209V138H208ZM210 139H211V138H210ZM212 139H213V138H212ZM240 139H241V138H240ZM257 139H258V138H257ZM102 140H103V139H102ZM110 140H111V139H109V142H110ZM113 140H114V139H113ZM120 140H121V138H120ZM134 140H135V139H134ZM142 140H143V139H142ZM144 140H145V139H144ZM152 140H153V139H152ZM165 140H166V139H165ZM165 140L163 139V141H165ZM195 140H196V139L194 138L193 141H195ZM111 141H112V140H111ZM130 141H131V140H130ZM138 141H139V140H138ZM138 141H137V142H138ZM145 141H146V140H145ZM158 141H160V140L158 139ZM170 141H171V140H170ZM177 141H178V140H177ZM177 141H176V142H177ZM190 141H189V143H192V142H190ZM219 141H220V140H219ZM117 142H118V141H117ZM143 142H144V141H143ZM147 142H148V141H147ZM165 142H166V141H165ZM174 142H175V141H174ZM174 142H173V144H174ZM196 142H197V141H196ZM199 142H200V141H199ZM214 142H216V141H214ZM115 143H116V142H115ZM131 143H132V142H131ZM138 143H139V142H138ZM155 143H156V142H155ZM168 143H169V141H168ZM242 143H244L243 140H242ZM102 144H103V143H102ZM116 144H117V143H116ZM128 144H129V143L127 142V145H128ZM142 144H143V143H142ZM185 144H186V143H185ZM200 144H201V143H200ZM200 144H197V146L200 145ZM206 144H207V143H206ZM206 144H205V146H208V145H206ZM218 144H219V143H218ZM223 144H224V143H223ZM232 144H233V143H232ZM235 144H236V143H235ZM258 144H259V143H258ZM27 145H29V144H27ZM94 145H95V144H94ZM105 145H106V144H105ZM108 145H109V144H108ZM108 145H106V146H108ZM118 145H119V144H118ZM120 145H121V141H120ZM120 145H119V146H120ZM135 145H136V144H135ZM154 145H155V144H154ZM158 145H159V143H158ZM176 145H178V144H176ZM186 145H187V144H186ZM191 145H193V144H191ZM191 145H190V146H191ZM220 145H221V144H220ZM25 146H26V145H25ZM25 146H24V147H25ZM110 146H111V145H110ZM110 146H109V147H110ZM116 146H117V145H116ZM124 146H125V141H124ZM124 146H123V147H124ZM136 146H137V145H136ZM147 146H149V145H147ZM156 146H157V145H156ZM182 146H183V145H182ZM182 146H181V147H182ZM190 146H189V144H188V147H190ZM197 146H196V147H197ZM216 146H217V145H216ZM218 146H219V145H218ZM234 146H235V145H234ZM26 147H28V146H26ZM94 147H95V146H94ZM112 147H114V146H113V143H112ZM121 147H122V146H121ZM127 147H129V146H127ZM163 147H164V146H163ZM188 147H186V148H188ZM231 147H232V146H231ZM242 147H243V146H242ZM92 148H93V147H92ZM97 148H98V147H97ZM97 148L94 149V150H97ZM105 148H106V147H105ZM107 148H108V147H107ZM116 148H118V147H116ZM129 148H130V147H129ZM144 148L146 149V147H144ZM144 148H143V149H144ZM150 148H151V147H150ZM159 148H160V146H159ZM164 148H165V147H164ZM183 148H184V146H183L182 148H180V150L183 149ZM197 148H198V147H197ZM202 148H203V147H202ZM211 148H212V147H210V149H211ZM109 149H110V148H109ZM122 149H123V148H122ZM126 149H127V148H126ZM133 149H134V147H133ZM133 149H132V150H133ZM162 149H163V148H162ZM191 149H192V148H191ZM194 149H196V148H194ZM207 149H208V147H207ZM207 149H205V150H207ZM212 149H213V148H212ZM263 149H264V148H263ZM23 150H24V149H23ZM91 150H92V149H91ZM107 150H108V149H107ZM112 150H113V149H112ZM115 150H118V149H115ZM119 150H121V149H119ZM119 150H118V151H119ZM137 150H138V151H142V150H140V149H137ZM137 150H134V151H137ZM147 150H148V149H146V151H145V150H144V151L147 152V153L149 154V152H148L149 150H148V151H147ZM166 150H167V149H166ZM199 150H201V147H200ZM241 150H242V149H241ZM128 151H129V150H128ZM130 151H131V150H130ZM134 151H133V152H134ZM153 151H154V150H153ZM153 151H152V152H153ZM156 151H157V150H156ZM196 151H197V150H196ZM213 151H215V150H213ZM125 152H126V151H125ZM133 152H130V154L132 155ZM167 152H168V151H167ZM193 152H194V151H193ZM205 152H206V151H204V153H205ZM242 152H243V151H242ZM42 153H43V151H42ZM42 153H41V154H42ZM104 153H105V152H104ZM147 153H146V154H147ZM177 153H178V151H177ZM245 153H246V151H245ZM38 154H39V153H38ZM38 154H37V155H38ZM91 154H92V153H91ZM96 154H97V152H96ZM111 154H112V153H111ZM118 154H119V153H118ZM128 154H129V152H128ZM128 154H127V155H128ZM136 154H138V153L136 152ZM136 154H135V155H136ZM166 154H167L166 156H168V153H166ZM226 154H227V153H226ZM255 154H256V153H255ZM44 155H45V154H44ZM51 155H52V154H51ZM92 155H93V154H92ZM94 155H95V154H94ZM94 155H93V156H94ZM109 155H110V154H109ZM109 155H108V156H109ZM138 155H140V153H139ZM149 155H150V154H149ZM149 155H148V156H149ZM161 155H164V154L162 153ZM187 155H188V154H187ZM190 155H192V152H191ZM214 155H215V154H214ZM216 155H217V154H216ZM216 155H215V156H216ZM151 156H152V158H153V155H151ZM151 156H150V157H151ZM156 156H157V154H156ZM159 156H160V155H159ZM180 156H181V155H180ZM207 156H209V155H207ZM207 156H206V158H207ZM223 156H224V154H223ZM46 157H47V155H46ZM50 157H51V156H50ZM119 157H121V156H119ZM126 157H127V156H126ZM177 157H178V156H177ZM191 157H192V156H191ZM232 157H233V156H232ZM44 158H45V157H44ZM96 158H97V157H96ZM122 158H123V157H122ZM143 158H144V157H143ZM203 158H204V156H203ZM222 158H223V157H222ZM47 159H48V158H47ZM45 160H46V159H45ZM106 160H109V159H106ZM112 160H113V159H112ZM112 160H111V161H112ZM155 160H157V159H155ZM230 160H231V159H230ZM235 160H236V159H235ZM0 161H2V160H0ZM97 161H98V158H97ZM116 161H117V159H116ZM116 161H115V162H116ZM119 161H122V159H120ZM162 161H163V160H162ZM164 161H166V160H164ZM207 161H208V160H207ZM102 162H104V161H102ZM113 162H114V161H113ZM113 162H112V163H113ZM137 162H138V161H137ZM157 162H159V161H157ZM190 162H191V160H190ZM249 162H250V161H249ZM4 163H8V162H4ZM4 163H2V162L0 163V165L2 164V167H1L2 169H4V168L6 167V166H3ZM99 163H100V162H99ZM128 163H129V162H128ZM159 163H160V162H159ZM186 163H187V162H186ZM237 163H238V162H237ZM103 164H104V163H103ZM108 164H109V163H108ZM118 164H119V163H118ZM155 164H156V163H155ZM155 164H154V165H155ZM163 165H164V164H163ZM187 165H188V164H187ZM194 165H195V163H194ZM23 166H24V165H23ZM31 166H32V165H31ZM109 166H110V165H109ZM114 166H115V165H114ZM122 166H124V165H122ZM147 166H148V165H147ZM177 166H178V165H177ZM189 166H190V165H189ZM203 166H204V165H203ZM253 166H254V165H253ZM20 167H21V166H20ZM110 167H111V166H110ZM149 167H150V165H149ZM151 167H152V166H151ZM18 168H19V167H18ZM23 168H24V167H23ZM23 168H22V170L19 169L20 171H18V172H22V171L25 172L26 170L23 169ZM26 168H27V166H26ZM30 168H31V167H30ZM140 168H141V167H140ZM160 168H161V167H160ZM168 168H169V167H168ZM194 168H195V167H194ZM205 168H206V167H205ZM205 168H204V169H205ZM2 169H1L0 171H2ZM128 169H130V167H129ZM134 169H135V168H134ZM183 169H184V168H183ZM27 170H28V169H27ZM131 170H133V169H131ZM217 171H218V170H217ZM23 172H22V173H23ZM134 172H135V171H134ZM26 173H27V172H26ZM26 173H25V174H26ZM136 173H138V172H136ZM143 173H144V172H143ZM16 174H17V173H16ZM125 174H126V173H125ZM126 175H127V174H126ZM135 176H136V175H135ZM123 177H124V176H123ZM7 178H8V177H7ZM12 178H13V177H11V179H12ZM14 178H17V177L15 176ZM202 178H203V177H202ZM133 179H134V178H133ZM203 179H204V178H203ZM239 179H240V178H239ZM16 180H17V179H16ZM123 180H124V179H123ZM123 180H121V182H122ZM14 181H15V180H14ZM125 181H126V180H125ZM166 182H167V181H166ZM203 182H204V181H203ZM118 183H119V182H118ZM122 183H123V182H122ZM160 183H161V182H160ZM160 183H158V184H160ZM168 183H171V182H168ZM173 183H174V182H173ZM119 184H120V183H119ZM126 184H127V183H126ZM132 184H133V183H132ZM132 184L130 183V185H132ZM191 184H192V183H191ZM16 185H17V184H16ZM153 185H154V184H153ZM163 185L165 186V184H163ZM171 185H172V184H171ZM17 186H18V185H17ZM123 186H124V185H123ZM155 186H156V185H155ZM155 186H154V187H155ZM158 186H159V185H158ZM161 186H162V185H161ZM15 187H16V186H15ZM18 187H19V186H18ZM103 187H105V186H103ZM113 187H114V186H113ZM121 187H122V186H121ZM125 187H126V186H125ZM125 187H123V188H125ZM227 187H228V186H227ZM263 187H264V186H263ZM119 188H120V187H119ZM155 188H156V187H155ZM157 188H158V187H157ZM164 188H165V187H164ZM201 188H202V187H201ZM160 189H161V188H160ZM162 189H163V187H162ZM168 189H169V186H168ZM189 189H190V186H189ZM11 190H13V189H11ZM103 190H104V189H102V193H103ZM122 190H123V189H122ZM156 190H157V189H156ZM164 190H166V189H164ZM221 190H223V189H221ZM15 191H16V190H15ZM100 191H101V190H100ZM128 191H129V190H128ZM158 191H159V190H158ZM160 191H161V190H160ZM167 191H168V190H167ZM169 191H170V190H169ZM228 191H229V190H228ZM8 192H9V191H8ZM16 192H17V191H16ZM98 192H99V191H98ZM123 192H124V191H123ZM125 192H126V191H125ZM193 192H195V191L193 190ZM198 192H199V191H198ZM202 192H203V191H202ZM206 192H207V190H206ZM235 192H236V191H235ZM105 193H106V192H105ZM157 193L159 194V192H157ZM184 193H185V191H184ZM196 193H197V192H196ZM176 194H177V193H176ZM187 194H190L189 191H188ZM191 194H192V193H191ZM211 194H212V193H211ZM240 194H241V193H240ZM242 194H243V193H242ZM16 195H17V193H16ZM155 195H156V193H155ZM207 195H208V194H207ZM209 195H210V193H209ZM209 195H208V196H209ZM167 196H168V195H167ZM193 196H194V194H193ZM198 196H199V195H198ZM205 196H206V195H205ZM252 196H253V195H252ZM170 197H171V196H170ZM191 197H192V195H191ZM195 197H196V196H195ZM230 197H231V196H230ZM15 198H16V197H15ZM123 198H124V197H122V199H123ZM159 198H160V197H159ZM165 198H166V197H165ZM167 198H168V197H167ZM192 198H194V197H192ZM200 198H201V197H200ZM205 198H206V197H205ZM211 198H212V197H211ZM255 198H256V197H255ZM169 199H170V198H169ZM243 199H244V198H243ZM130 200H131V199H130ZM155 200H156V199H155ZM157 200H158V199H157ZM175 200H176V199H175ZM122 201H123V200H122ZM125 201H126V200H125ZM131 201H132V200H131ZM158 201H159V200H158ZM3 202H4V201H3ZM3 202L0 201V264H14L13 262H14V260H15L16 257H17V260H19V262L17 261V263H15V264H76V263L79 264V263H80L79 259H80L81 257H83V256H87V254H91V252L93 253L94 250H92V251L86 250V252L81 253V250H82V249L85 250V248L87 247V246L85 247L86 244H85V245L82 244L84 241H83L82 243H80V245H81V246H80V248H81L80 250L77 249V251L74 250L75 252H73V253L70 252V251H69V246H72L71 244H72L73 240H75V242H78V241H77V239H72L73 237L71 238L70 236H69V238H71V239H69L67 236H65L66 234H65L64 232H63V233H64L65 235L60 234V233H59V232H60L59 229L61 228V227H60V228L58 229V230H59V232H58L59 234H58V233L56 234V231H55V234H56V235H51L52 233H51V234L49 233L51 230H50L49 232L46 231V232H48V233H46L45 230H44L45 233H42V234H44V235H43V238H44L45 235H46V237L44 238V241H43V238H40V236H42V234H36L37 237H38V235H39L38 240H39V238L42 239V242H43L44 245L42 244L43 247H40V246L37 247V246H35V245H37V244H35V243H33L32 241H30V242H32V243H30V244H34V246H35L34 248H35V250H36V248H37V250H36L34 253L32 252V251H33V250H32V251H31L32 253H30L31 256H30L29 258H23V257H19V256H17V255L19 254V251L22 252V250H23L24 248H26L27 246H28V248H32V247H33V245H31V247L29 246L30 244L27 243V240H26V243H25V240H24V239H26V236H28L29 239H30L31 236L29 237V235L27 234L28 232H23V231H25L24 229H26L27 226H28V229H30V231H32V232L29 231V234H31V233L34 234L35 232H36V233H37V232L39 233V231L36 230L35 232H33V231L35 230V229H34V230H33V229L31 230V227H32L33 225L29 227L28 224H22V226L24 225V226H23L24 229L22 228L21 225H20L21 227H20L19 225L16 226V224H18V223H15V224H14V222H15L16 220L18 221V219H16V220L14 219V220H13L14 222L8 220V219H7V214H6V213H7V210H9V212H10V209H7V210H6V209L2 208L1 206L3 205ZM162 202H163V201H162ZM165 202H166V203H165ZM189 202H190V201H189ZM189 202H186V205H187V203H189ZM217 202H218V201H217ZM229 202H230V201H229ZM253 202H254V201H253ZM253 202H252V203H253ZM256 202H257V201H256ZM258 202H259V201H258ZM262 202H263V201H262ZM119 203H120V202H119ZM122 203H123V202H122ZM125 203H126V202H125ZM131 203H132V202H131ZM152 203H153V202H152ZM158 203H159V202H158ZM163 203H165V204H164V206H162V207H165L166 204H167V205H168L167 207H168L169 211H170V208L173 206V204H175V203H173V201H170V200H168V201L165 200ZM205 203H207V202H205ZM215 203H216V202H215ZM245 203H246V202H245ZM4 204H5V203H4ZM14 204H15V202H14ZM14 204H13V205H14ZM129 204H130V203H129ZM156 204H157V203H156ZM161 204H162V203H161ZM193 204H194V203H193ZM218 204H219V202H218ZM221 204H222V203H221ZM230 204H231V203H230ZM230 204H229V203H225V204L223 205V210H224V209H225V210H226V209H229V212H228V210H227V212H228L229 214H232L233 209L235 208V206H233V209H231L232 204H231V206H230ZM235 204H237V206H238V202L236 203V201H235ZM243 204H244V203H243ZM6 206H7V204H6ZM116 206H117V205H116ZM122 206H123V204H122ZM147 206H148V204H147ZM147 206H145V208H147ZM150 206H151V204H150ZM150 206H149V207H150ZM153 206H155V204H153ZM159 206H160V204H159ZM178 206H179V205H178ZM188 206H189V204H188ZM197 206H198V204H196V207H197ZM201 206H202V204H201ZM239 206H241V204H239ZM248 206H249V205H248ZM254 206H255V205H254ZM127 207H128V206H127ZM130 207H131V206H130ZM138 207H139V206H138ZM155 207H156V206H155ZM167 207H165V209H161V211H162V210H165V211H163V212H166V211H167V209H166ZM169 207H170V208H169ZM210 207H213V206H210ZM228 207H230V208H228ZM123 208H124V207H123ZM152 208H153V207H152ZM159 208H161V206H160ZM159 208H158V209H159ZM173 208H175V207L173 206ZM182 208H183V207H182ZM184 208H185V207H184ZM199 208H200V207H199ZM202 208H204V207H202ZM215 208H216V206L213 207V211H212V208H210L211 211H212L211 214H213L214 210L217 212V210H218L220 207L218 206V209H217V210H216ZM221 208H222V206H221ZM244 208H245V207H244ZM124 209H125V208H124ZM176 209H177V204H176ZM189 209H190V208H189ZM205 209H206V212H207V208H205ZM205 209H204V210H205ZM208 209H209V208H208ZM237 209H238V208L236 207L234 211H237ZM253 209H254V208H253ZM256 209H258V208H256ZM256 209H255V211H257ZM11 210H12V209H11ZM148 210H150V209H148ZM148 210H147V211H148ZM171 210H173V209H171ZM185 210H186V209H185ZM225 210H224V211H225ZM230 210H232L231 213H230ZM132 211H133V210H132ZM132 211H131V212H132ZM150 211H151V210H150ZM156 211H157V210H154V213H152V212H147V213H146V211H145V212H141V211L139 212V210H138L137 213H136V212H135V213L133 212L134 216H136V217H135L136 222L134 221V218H132L133 220H130V218H129L127 215H125V214H123L124 216H122V217H117V215H115L116 217L111 218V219H110L108 222H106V223H103V224H104L103 226H107V227H110V228H115V227H116V228L121 229L120 231L122 232V229H128L129 226L134 225V226H132V228H133V227H134L135 229H138V228H139V229L141 230L140 233L143 234V232H147V231H144V229H145V230H151V229H154V230H155L157 226L159 227V226H161L162 224H164V222H165L166 220H167V221L169 220V221L172 222V223H177V224L179 223V225L181 226L180 228H182V229H184V230L187 229L186 226H185V222L182 221L181 219H179L180 216H179L178 219H176V218L173 216L172 211H170V212H171L170 214H172L171 216H173L174 218H173V217L170 218L171 216L168 217V215H170L168 212H167V213H163V212H162V214L160 215L161 212H160V209H159V212L157 213V214H159V215H157V214H155ZM208 211H210V210H208ZM224 211L221 212V209H219V212H220V213H223V214H222V218L227 217V215H226L227 213H225V215H226L225 217L223 216V215H224ZM241 211H242V210H241ZM259 211L261 212V210H259ZM263 211H264V210H262V212H263ZM9 212H8V214H9ZM118 212H119V211H118ZM122 212H123V209H122ZM129 212H130V211H129ZM174 212H175V211H174ZM181 212H182V211L180 210V213H181ZM191 212H192V211H191ZM199 212H201V209H200V210H197V214H199ZM203 212H204V211H203ZM238 212H240L239 209H238ZM243 212H244V211H243ZM243 212H242V213H243ZM262 212H261V213H262ZM125 213H126V212H125ZM175 213H176V212H175ZM195 213H196V212H195ZM195 213H194V214H195ZM207 213H208V212H207ZM220 213H219V214H220ZM234 213L236 214L237 212H233V214H234ZM263 213H264V212H263ZM263 213H262V214H263ZM11 214H12V213H11ZM167 214H168V215H167ZM177 214H178V213H177ZM185 214H186V215H185ZM187 214H189V213H184L183 216H184V215L187 216ZM190 214H193V213H190ZM190 214H189V215H190ZM200 214H202V215H200V216L207 215V214H205V213H204V214H203V213H200ZM219 214H216V215H219ZM255 214L257 215L256 212H255ZM9 215H10V214H9ZM16 215H17V214H15L14 216H16ZM119 215L121 216L120 213H119ZM129 215H130V214H129ZM131 215H132V213H131ZM189 215H188V216H189ZM195 215H196V214H195ZM208 215H209L210 217L212 216V215H210V214H208ZM214 215H215V214H214ZM216 215H215V216H216ZM240 215H241V214H240ZM243 215H244V214H243ZM246 215H247V214H246ZM249 215H250V214H249ZM260 215H261V214H260ZM11 216H12V215H11ZM183 216H181V217L183 218ZM188 216H187V217H188ZM192 216H193V219H194V218H195L194 215H192ZM232 216H234V215H232ZM262 216H264V214L261 215V217H262ZM16 217H17V216H16ZM18 217H19V216H18ZM18 217H17V218H18ZM20 217H21V216H20ZM130 217H133V215L130 216ZM176 217H177V216H176ZM187 217H186V218H187ZM197 217H199V216H196V218H197ZM203 217H204V216H203ZM203 217H202V218H203ZM216 217H217V216H216ZM244 217H245V218H244ZM244 217H243V218H240V219H241V221H240L239 216L237 215V218H238L237 220L240 221V224L243 223V221H244L243 226L241 227V235H246V236H248V237H253V239H254V236H255V235H257L256 237H258V235H260L261 232H262L261 234H264V229L258 226L259 224H257V220H256V225H257V227L255 226L254 223H251L252 225L254 224L253 226H255V227H253L252 225H249V224H248L249 222H252V221H249V222H248L247 219H246V216H244ZM12 218H15V217L12 216ZM23 218H24V217H23ZM83 218H84V217H83ZM88 218H89V217H88ZM167 218H168V219H167ZM213 218H214V217H213ZM222 218H221V216H220V219H221V220H222ZM227 218H228V217H227ZM232 218H233V217H232ZM232 218H230V216H229V219H228V220H231ZM235 218H236V216L234 217V220H235V221L232 219L231 222H229V221H228V222L231 223V224H236L237 221H236ZM250 218H251V217H250ZM253 218L255 219V216H254ZM256 218H257V216H256ZM259 218H260V217H259ZM19 219H22V218H19ZM28 219H29V218H28ZM85 219H86V218H85ZM92 219H93V218H92ZM92 219L90 218V220H92ZM183 219H184V218H183ZM191 219H192V217H191ZM203 219H204V220H203ZM203 219H202V220L205 221L206 218L204 217ZM208 219L210 220V218L208 217V218L206 219L207 223L212 222L211 220L208 222ZM211 219H212V218H211ZM225 219H226V218H225ZM242 219H243V220H242ZM251 219H252V218H251ZM263 219H264V217L261 218V220H263ZM171 220H172V221H171ZM189 220H190V218H189ZM194 220H195V219H194ZM200 220H201V217H200ZM214 220H215V218H214ZM214 220H213L212 224H213L216 220L219 221V218L217 217V219H216L215 221H214ZM252 220H253V219H252ZM261 220H260V221H261ZM30 221H31V220H30ZM100 221H101V220H100ZM133 221H134V223H133ZM169 221H168V222H169ZM185 221H186V220H185ZM190 221L193 222V220H190ZM206 221H205V222H206ZM226 221H227V220H226ZM226 221H225V223H226ZM246 221H247V223H245ZM21 222H23V221H21ZM92 222H93V220H92ZM94 222H95V221H94ZM98 222H99V221H98ZM168 222H167V223H168ZM201 222H202V221H201ZM205 222H203V224H205ZM223 222H224V221H223ZM232 222H233V223H232ZM234 222H236V223H234ZM253 222H254V221H253ZM3 223H4V224H3ZM29 223H30V222H29ZM95 223H96V224H95L94 226H97V224H99V223H97V222H95ZM135 223H136V224H135ZM172 223H171V225H172ZM207 223H206L205 225H207ZM216 223H217V222H216ZM225 223H224V226H222L221 228H223V227L230 228L229 226H230L231 224L225 226V225H226ZM258 223H259V220H258ZM30 224H31V223H30ZM165 224H166V222H165ZM189 224H190V223H189ZM189 224H188V225H189ZM227 224H228V223H227ZM238 224H239V222L237 223V227H239V225H240V224H239V225H238ZM86 225H88V224H86ZM90 225H91V224H90ZM179 225H177V226H179ZM208 225H211V224L209 223ZM213 225H216V224H213ZM221 225H223V223L221 224L220 221H219V224L216 225V226H208V227L205 226L206 229H205V228H204V229H205V231H206V237H205V236H204V237H205L206 239H207V238L210 239L209 242H211V240H212L211 238H214L216 234H217V235L219 234V233H216V232H218V229H219V231H220V228H219V227H220ZM260 225H261V224H260ZM53 226H54V225H53ZM99 226H100L99 229H101V228H102L101 225H99ZM126 226H127V228H124V227H126ZM135 226H136V227H135ZM138 226H139V227H138ZM164 226H166V225H164ZM175 226H176V224H175ZM175 226H174V227H175ZM202 226H203V225H202ZM84 227H85V225H84ZM203 227H204V226H203ZM19 228H22V231H21V232H20V230H19L20 233L17 232ZM32 228H33V227H32ZM93 228H94V227H93ZM97 228H98V227H97ZM130 228H131V227H130ZM171 228H172V227H171ZM45 229H46V228H45ZM139 229H138V230H139ZM165 229H166V227H165ZM182 229H181V230H182ZM231 229L233 230V228H231ZM40 230H41V228H40ZM138 230H137V233H138ZM169 230H170V229H169ZM172 230H173V229H172ZM189 230H190V229H189ZM222 230H223V229H222ZM222 230H221V231H222ZM225 230H226V228L224 229V231H225ZM229 230H230V229H229ZM229 230H228V232H229ZM26 231H27V229H26ZM53 231H54V230H53ZM53 231H52V232H53ZM61 231H62V230H61ZM98 231H100V230H98ZM167 231H168V230H167ZM190 231H191V230H190ZM194 231H195V230H194ZM235 231H237V229H235ZM238 231H239V230H238ZM4 232H6V234H5L6 236H5V235L2 236V233H4ZM95 232H96V231H95ZM126 232H128V231H126ZM129 232H131V231H129ZM164 232H165V231H164ZM182 232H183V231H182ZM185 232H186V231H185ZM222 232H223V231H222ZM226 232H227V230H226ZM255 232H256V233H255ZM7 233H8V234H7ZM102 233H103V232H102ZM124 233H125V231H124ZM131 233H132V232H131ZM140 233H138L137 236H138ZM147 233H148V232H147ZM189 233H191V232H189ZM220 233H221V232H220ZM257 233H258V234H257ZM48 234H50V235H48ZM103 234H104V233H103ZM185 234H186V233H185ZM202 234H203V233H202ZM34 235H35V234H34ZM36 235H35V236H36ZM75 235H76V234H75ZM87 235H88V234H87ZM101 235H102V234H101ZM101 235H100V236H101ZM125 235H126V234H125ZM145 235H146V233H145ZM190 235H191V234H190ZM204 235H205V233H204ZM241 235H239V236H241ZM35 236L32 235V238L35 239ZM92 236H93V235H92ZM142 236H143V235H142ZM260 236H261V235H260ZM262 236H263V235H262ZM37 237H36L35 240H37ZM52 237H53V238H54V237H58V239L55 238V239L58 240L56 243L58 244V242L60 241L61 244L57 245V244H55V243H52V241H53V242L55 241V240H51ZM232 237H233V236H232ZM88 238H89V237H88ZM124 238H125V236H124ZM140 238H141V237H140ZM146 238H147V237H146ZM192 238H194V237H192ZM226 238H227V237H226ZM78 239H79V238H78ZM98 239H99V237H98ZM216 239H217V238H216ZM229 239H230V238H229ZM242 239H243V237H242ZM253 239H252V240H253ZM5 240H7V242H6ZM8 240H9V241H8ZM38 240H37V241H38ZM62 240H63V242H62ZM71 240H72V242H70ZM151 240H152V239H151ZM235 240H236V239H235ZM22 241H24V242H22ZM33 241H34V240H33ZM37 241H36V242H37ZM79 241H81V240H79ZM143 241H144V240H143ZM152 241H153V240H152ZM162 241H163V240H162ZM205 241L208 242L207 240H205ZM212 241H213V240H212ZM217 241H218V240H217ZM228 241H229V240H228ZM242 241H243V240H242ZM261 241H262V240H261ZM3 242H6V243L9 242L10 249H9L8 251H6V249L2 248V244H3ZM67 242L70 243L69 246H68V243H67ZM75 242H74V243H75ZM96 242H97V241H96ZM134 242H135V241H134ZM134 242L132 241L131 244L134 243ZM141 242H142V240H141ZM144 242H145V241H144ZM203 242H204V239H203ZM209 242H208V243H209ZM226 242H227V240H226ZM237 242H238V241H237ZM240 242H241V241H240ZM243 242H244V241H243ZM14 243H16V245L18 244L17 247L15 246ZM24 243H25L27 246H26ZM38 243H40V242L38 241ZM78 243H79V242H78ZM85 243H86V241H85ZM94 243H95V242H94ZM98 243H99V242H98ZM98 243H97V245H98ZM103 243H105V242H103ZM106 243H107V241H106ZM109 243H110V242H109ZM109 243H108V244H109ZM117 243H119V242H117ZM129 243H130V242H129ZM136 243H137V242H136ZM201 243H202V242H201ZM212 243H214V242H212ZM215 243H216V242H215ZM218 243H219V242H218ZM40 244H41V243H40ZM54 244L56 245V248H52V247H55V246H52V247H51V245H54ZM108 244H107V245H108ZM110 244H111V243H110ZM112 244L114 245L115 242L112 243ZM124 244L127 245V243H124ZM131 244H129L128 247H130ZM140 244H141V243H140ZM145 244H146V242H145ZM147 244H148V243H147ZM163 244H164V243H163ZM210 244H211V243H210ZM241 244H243V243L241 242ZM261 244H262V243H261ZM3 245H5V244H3ZM6 245H7V244H6ZM6 245H5V246H6ZM19 245H21V246H19ZM94 245H95V244H94ZM170 245H171V244H170ZM200 245L204 246V243H203V244H200ZM206 245H207V244H206ZM18 246H19V248H18ZM98 246H99V245H98ZM111 246H112V245H111ZM182 246H183V245H182ZM186 246H187V245H186ZM191 246H192V245H191ZM191 246H190V247H191ZM214 246H215V245H214ZM245 246H246V245H245ZM245 246H244V247H245ZM75 247H76V246H75ZM91 247H92V246H91ZM108 247H109V246H108ZM149 247H150V246H149ZM158 247H159V246H158ZM183 247H184V246H183ZM183 247L180 246V248H183ZM208 247H209V246H208ZM230 247H231V246H230ZM232 247H233V246H232ZM28 248H26V250H27V252H28L27 256H29ZM93 248H94V247H93ZM171 248H172V247H171ZM184 248H185V247H184ZM184 248H183V249H184ZM199 248H201V247H199ZM234 248H235V247H234ZM13 249H15V250H13ZM32 249H33V248H32ZM71 249H73V248H71ZM133 249H134V248H133ZM150 249H152V247L148 248V250H145V251L143 250V251H142V252H144V253H143V254H144L143 256H146V257L150 256L151 253L148 252V251H153L154 248H153L152 250H150ZM158 249H159V248H158ZM168 249H169V247H168ZM189 249H190V248H189ZM189 249H187V251H188ZM218 249H219V247H218ZM224 249H225V248H224ZM242 249H243V247H242ZM244 249H245V248H244ZM26 250H24V251H26ZM29 250H31V249H29ZM90 250H91V249H90ZM159 250H160V249H159ZM166 250H167V249H166ZM190 250H191V249H190ZM190 250H189L190 253H189V252H188V253H189L190 256H192V257H193V255H195L193 258L196 257V261H197L198 259H201V257H204V255H205V250H206V249L203 248V249H200V251H199V250L196 251V250H197V249H196L195 252L190 251ZM220 250H221V249H220ZM233 250H234V252H235V249H233ZM233 250H232V251H233ZM238 250H241V249L238 248ZM24 251H23L21 254H25ZM87 251H89L90 253H88ZM96 251L99 252L100 249H99V250H96ZM96 251L94 252V253H95L94 255H96V260H97V259L99 260L100 256H99V258H97V257H98V256H97L98 252L96 253ZM133 251H134V252H133ZM133 251H132L131 247H130V248H121V247L117 248V247H111V248L109 249V252H110V253L115 254L116 257H117L118 259L124 260V262H125V261H128V262H129V261H131V262H133V261H137V260H136L137 258L142 257V256H141V255H142V252H140L139 250H138V251H139L140 253H139L138 251H136V250H133ZM135 251H136V252H135ZM225 251H226V250H225ZM228 251H229V250H228ZM232 251H231V252H232ZM243 251H244V250H243ZM137 252H138V253H137ZM147 252H148V253H147ZM153 252H154V251H153ZM159 252H161V255H162L163 253H164V254L166 253V252H163V253H162L161 250L158 251V253H159ZM185 252H186V251H185ZM191 252L194 253V254H191ZM217 252H219V251H217ZM217 252H216V253H217ZM220 252H221V251H220ZM226 252H227V251H226ZM229 252H230V251H229ZM231 252H230V253H231ZM234 252H232V253L235 254L236 252H235V253H234ZM241 252H242V251H240L239 253H241ZM35 253H36V254H35ZM85 253H87V254H86V255H83V254H85ZM100 253H101V252H100ZM100 253H99V255H100ZM168 253H169V252H168ZM173 253H174V252H173ZM173 253H172V254H173ZM188 253H187V254H188ZM212 253H214V252H212ZM216 253H214V254H216ZM239 253H238V254H239ZM245 253H246V251H244V253L242 252V254H245ZM253 253H254V252H253ZM253 253H252V255H253ZM21 254H20V255H21ZM81 254H82V255H81ZM156 254H157V252H156ZM170 254H171V252L169 253V255H170ZM178 254H179V253H178ZM182 254H183V253H181V255H182ZM187 254H186V255L183 254V255L187 256ZM219 254H220V253H219ZM221 254H222V252H221ZM221 254H220V255H221ZM236 254H237V253H236ZM236 254H235V255H236ZM238 254H237V255H238ZM54 255L57 257V259H56V257H55ZM94 255H93V256H94ZM104 255H105V254H104ZM166 255H167V254H166ZM169 255H168V257H169ZM173 255H175V254H173ZM181 255H180V257H179V256H178V257H179V259L182 260L183 257H182ZM208 255H209V254H208ZM227 255L230 256V254H227ZM245 255L247 256V254H245ZM25 256H26V254H25ZM25 256H24V257H25ZM102 256H103V255H102ZM185 256H184V257H185ZM211 256H214V255H211ZM221 256L226 258L225 253H224V256H223V254H222ZM229 256H228V257H229ZM231 256H232V255H231ZM254 256H255V255H254ZM254 256H253V258H254ZM18 257H19V259H18ZM90 257H91V256H90ZM90 257H89V258H90ZM215 257H216V255H215ZM236 257H237V256H236ZM22 258H23V259H22ZM52 258H53V259L55 258V260H54L53 262H52ZM83 258H84V257H83ZM83 258H81L80 260L82 261ZM150 258H151V257H150ZM173 258H174V256H173ZM186 258L188 259V257H186ZM186 258H185V259H186ZM189 258H190V257H189ZM197 258H198V259H197ZM205 258H206V257L202 258V259L205 260V262H204V260H203L202 263H206V262L208 261V259H207L208 257H207L206 259H205ZM241 258H242V256H241ZM257 258H258V257H257ZM20 259H21V260H20ZM50 259H51V260H50ZM91 259H93V258H91ZM94 259H95V258H94ZM100 259H102V258H100ZM114 259H115V258H114ZM146 259H148V258H146ZM174 259H177V258L175 257ZM185 259H184V260H185ZM226 259H227V258H226ZM231 259H233V258L231 257ZM245 259H247V258H245ZM254 259H255V258H254ZM96 260H89V259L87 260V258L84 259V261H86L87 263H88V261H89V262H91V261L93 262V261H96ZM206 260H207V261H206ZM211 260L214 261V259H211ZM211 260H210V261H211ZM256 260H257V259H256ZM263 260H264V259H263ZM263 260H262V261H263ZM84 261H82V262H84ZM99 261H102V260H99ZM146 261H147V260H146ZM148 261H149V259H148ZM150 261L152 262L153 260H150ZM216 261H217V262H216ZM216 261H215L216 264L222 262V260H221V262H218V261H219L218 259H216ZM223 261H225V259H224ZM233 261H236V258H235V257H234ZM241 261H243V260H241ZM252 261H253V260H252ZM252 261H251V263H252ZM82 262H81L80 264H83ZM185 262H186V261H185ZM185 262H184V263H185ZM236 262H237V261H236ZM245 262H246V261H245ZM101 263H102V262H101ZM114 263L117 264L116 262H113V264H114ZM122 263H123V262H122ZM129 263H130V262H129ZM149 263H150V262H149ZM154 263H155V262H152V264H154ZM169 263H170V262H169ZM178 263H179V262H178ZM211 263H212V262H211ZM226 263L229 264V260L226 261ZM251 263H250V264H251ZM259 263H260V262H259ZM84 264H86V263L84 262ZM94 264H95V263H94ZM102 264H103V263H102ZM124 264H127V263L125 262ZM146 264H147V263H146ZM155 264H156V263H155ZM160 264H161V263H160ZM162 264H164V262H163ZM179 264H181V262H180ZM208 264H209V263H208ZM213 264H214V262H213ZM222 264H223V263H222ZM236 264H238V263H236ZM242 264H243V263H242ZM246 264H247V263H246ZM261 264H262V263H261ZM263 264H264V262H263Z\"/></svg>",
  "mask_w": 264,
  "mask_h": 264
},
{
  "label": "clouds",
  "instance_id": "3",
  "mask_svg": "<svg viewBox=\"0 0 264 264\" xmlns=\"http://www.w3.org/2000/svg\"><path fill=\"white\" fill-rule=\"evenodd\" d=\"M154 100L161 105L160 109H159V112H160V115L162 116L163 113H164V109H163V101L161 100V98L159 97H156L154 98Z\"/></svg>",
  "mask_w": 264,
  "mask_h": 264
}]
</instances>
